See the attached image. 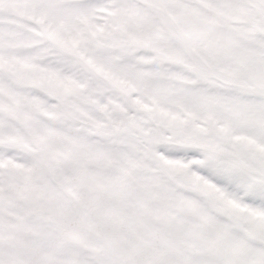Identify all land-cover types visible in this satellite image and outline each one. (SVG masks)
<instances>
[{"label":"snow or ice","instance_id":"1","mask_svg":"<svg viewBox=\"0 0 264 264\" xmlns=\"http://www.w3.org/2000/svg\"><path fill=\"white\" fill-rule=\"evenodd\" d=\"M0 264H264V0H0Z\"/></svg>","mask_w":264,"mask_h":264}]
</instances>
